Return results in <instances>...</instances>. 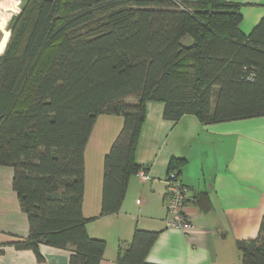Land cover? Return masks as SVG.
Instances as JSON below:
<instances>
[{"label":"trees","instance_id":"1","mask_svg":"<svg viewBox=\"0 0 264 264\" xmlns=\"http://www.w3.org/2000/svg\"><path fill=\"white\" fill-rule=\"evenodd\" d=\"M242 20L231 0H23L0 55V166L14 169L30 224L13 245L100 264L107 244L89 236L98 218H84L83 201L85 149L101 115L124 124L104 158L100 217L120 209L131 176L149 172L136 161L148 102L164 103L174 122L263 117L264 18L250 34ZM186 164L172 157L168 176L181 181ZM158 235L136 229L118 264H147ZM237 246L243 264H264V219Z\"/></svg>","mask_w":264,"mask_h":264},{"label":"crops","instance_id":"2","mask_svg":"<svg viewBox=\"0 0 264 264\" xmlns=\"http://www.w3.org/2000/svg\"><path fill=\"white\" fill-rule=\"evenodd\" d=\"M231 1L241 5L240 29L250 34L264 18V0ZM7 21L0 19V27ZM164 110V103H147L137 146L136 161L149 168V179L131 176L120 209L102 217L104 158L123 118L101 115L93 128L85 149L83 216L98 218L87 231L107 244L100 264H118L136 229L159 233L147 264H243L237 244L256 239L264 219V116L203 125L194 115L167 120ZM172 157L187 159L181 181L193 190L185 209L193 225L188 232L167 225L165 179ZM13 178V168L0 166V264H73L69 249L42 244L39 259L34 250L13 245L30 233Z\"/></svg>","mask_w":264,"mask_h":264},{"label":"built area","instance_id":"3","mask_svg":"<svg viewBox=\"0 0 264 264\" xmlns=\"http://www.w3.org/2000/svg\"><path fill=\"white\" fill-rule=\"evenodd\" d=\"M137 176H139L141 180L149 179V173L145 170H141ZM165 185V204L168 227L179 229L183 232L190 231L193 225L185 209L192 197V192L185 187L174 174L169 175L165 179Z\"/></svg>","mask_w":264,"mask_h":264},{"label":"rangeland","instance_id":"4","mask_svg":"<svg viewBox=\"0 0 264 264\" xmlns=\"http://www.w3.org/2000/svg\"><path fill=\"white\" fill-rule=\"evenodd\" d=\"M4 1H6L8 4L6 7L3 5H0V17H2V16H4L3 18L7 17V20L10 21V19L13 15H16L20 12L23 0H4ZM8 21H7V24H8ZM0 28L2 30V31L0 30V43L3 40L1 43V46H0V55H1L2 53H4L5 45L11 37V31L9 30V24H8V26L6 25L5 27H0ZM134 102H135L134 100L130 101V103H134ZM120 124H121V127H123L124 119L120 120ZM90 155H92V154L90 153V149H89V151H87V156L90 157ZM87 159H88V157H87Z\"/></svg>","mask_w":264,"mask_h":264},{"label":"bare ground","instance_id":"5","mask_svg":"<svg viewBox=\"0 0 264 264\" xmlns=\"http://www.w3.org/2000/svg\"><path fill=\"white\" fill-rule=\"evenodd\" d=\"M6 2V1H5ZM0 5H3V4H1L0 3ZM4 6V5H3ZM6 13V12H5ZM4 14V13H3ZM10 16V15H9ZM4 16H2V17H0V19H2V20H7V17L6 18H3Z\"/></svg>","mask_w":264,"mask_h":264}]
</instances>
